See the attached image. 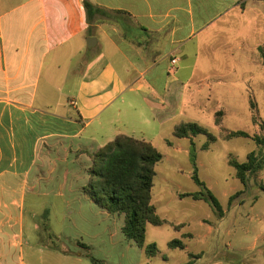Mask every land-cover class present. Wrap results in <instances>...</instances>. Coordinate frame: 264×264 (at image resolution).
<instances>
[{"label":"crops","instance_id":"obj_1","mask_svg":"<svg viewBox=\"0 0 264 264\" xmlns=\"http://www.w3.org/2000/svg\"><path fill=\"white\" fill-rule=\"evenodd\" d=\"M88 1L96 7L90 18L85 0H0V264L21 259L25 194L59 181L73 155L92 157L98 139L104 147L119 134L149 141L150 130L179 122L187 97L195 108L203 94L210 102L217 92L233 95L226 75L197 76L199 53L189 50L227 36L214 26L241 1ZM246 5L264 2L243 1L244 12ZM226 215L175 228L178 251L195 256L192 264H228L234 229Z\"/></svg>","mask_w":264,"mask_h":264},{"label":"rangeland","instance_id":"obj_2","mask_svg":"<svg viewBox=\"0 0 264 264\" xmlns=\"http://www.w3.org/2000/svg\"><path fill=\"white\" fill-rule=\"evenodd\" d=\"M239 1L237 8L218 19L214 26L227 27V36L210 42L209 48L189 50L199 53L197 76L226 75V82L233 85V95L224 99L217 92L210 102V98L203 94L195 108L188 103L190 98L187 97L185 112L176 120L179 121L177 124L168 122L163 124L162 130H150L149 141L163 155L156 166L152 203L168 223L164 226L147 224L144 247L128 239L122 231L125 215L108 213L88 193L92 186L97 188L98 177L90 170L99 168V163L96 164L89 156L78 158L73 155L61 166L64 171L58 175L59 181L25 194L24 244L18 251L21 259H16L15 264H21V260L23 264H93L91 256L103 264H184L193 261L195 257L170 247L173 240H181L175 228L200 219L216 221L218 216L208 202L180 197L183 193L202 190L192 177L195 170L190 155L192 143L196 148L198 175L221 202L227 213L225 224L234 229L228 257L222 260L228 264H264L261 253L264 249V190L261 188L264 185V168L259 184L250 179L244 186L236 169L229 164L231 159L246 162L248 155L258 148L250 138L224 140L222 130L246 131L251 136L263 133L260 124L264 123V59L261 53L264 46V6L251 8L246 5L244 12L241 3L246 0ZM239 33L241 37H238ZM181 65L184 70L192 68L195 57L188 58ZM222 109L225 112L223 125L217 126L216 113ZM181 122L198 123L217 136L218 141L205 150V135L176 138L174 129ZM103 145V140L98 139L92 153ZM64 172H67L65 177ZM256 238L260 241L254 249L237 250L240 246L251 245ZM150 244L157 246L153 257L146 251ZM210 257L204 258L203 262Z\"/></svg>","mask_w":264,"mask_h":264},{"label":"trees","instance_id":"obj_3","mask_svg":"<svg viewBox=\"0 0 264 264\" xmlns=\"http://www.w3.org/2000/svg\"><path fill=\"white\" fill-rule=\"evenodd\" d=\"M261 1L264 2V0ZM85 7L90 18L92 10H96V7L88 0H85ZM261 53L264 59V46L261 48ZM252 107L255 108L254 103ZM224 116L223 109L217 111V126L223 125ZM254 123L258 124V120L254 119ZM260 127L263 133L253 136L246 131L222 129L225 133L224 140L244 137L252 139L257 145L258 150L252 151L246 162L240 163L235 159L229 160V164L236 169L237 177L244 186L248 184L250 179H255L256 183L259 184L260 173L264 168V123H261ZM198 135L207 136V141L203 145L205 150H208L212 144L218 141L217 136L195 122H181L174 129L176 138H193ZM190 155L195 167L192 177L202 187V190L196 193H183L180 194V197L204 200L214 207L218 215L222 216L223 209L220 201L198 175L194 143H192ZM92 158L96 164L99 163V168L92 167L90 170L93 175L98 177L97 188L92 186L88 190L91 199L110 214H124L125 224L122 229L124 235L128 239L134 240L140 247H144L147 237V224L164 226L168 223L157 213L152 203V190L157 174L156 166L162 161L163 155L151 142L145 139L119 134L113 141L108 142L93 153ZM261 188L264 190L263 184ZM233 198L234 196L230 198V201ZM169 245L171 248L183 247L181 240H173ZM82 246L89 249L85 244ZM146 251L149 256H155L156 244L146 246ZM90 258L93 264H103L92 256ZM186 264H192V261Z\"/></svg>","mask_w":264,"mask_h":264},{"label":"water","instance_id":"obj_4","mask_svg":"<svg viewBox=\"0 0 264 264\" xmlns=\"http://www.w3.org/2000/svg\"><path fill=\"white\" fill-rule=\"evenodd\" d=\"M96 38H94V37H90V38H88V40H87V42H88V46L89 47H93L95 44H96Z\"/></svg>","mask_w":264,"mask_h":264},{"label":"built area","instance_id":"obj_5","mask_svg":"<svg viewBox=\"0 0 264 264\" xmlns=\"http://www.w3.org/2000/svg\"><path fill=\"white\" fill-rule=\"evenodd\" d=\"M177 63H178V59L173 58V59L171 60V65H172V68H173V69L176 67Z\"/></svg>","mask_w":264,"mask_h":264}]
</instances>
